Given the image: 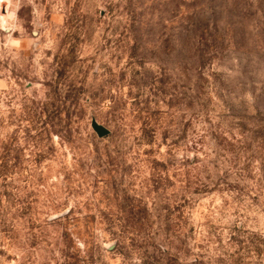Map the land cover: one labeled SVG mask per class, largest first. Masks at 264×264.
<instances>
[{"label":"rangeland","instance_id":"obj_1","mask_svg":"<svg viewBox=\"0 0 264 264\" xmlns=\"http://www.w3.org/2000/svg\"><path fill=\"white\" fill-rule=\"evenodd\" d=\"M0 264H264V0H0Z\"/></svg>","mask_w":264,"mask_h":264},{"label":"water","instance_id":"obj_2","mask_svg":"<svg viewBox=\"0 0 264 264\" xmlns=\"http://www.w3.org/2000/svg\"><path fill=\"white\" fill-rule=\"evenodd\" d=\"M90 127L98 137H104L109 133V129L97 122L95 118H91Z\"/></svg>","mask_w":264,"mask_h":264},{"label":"trees","instance_id":"obj_3","mask_svg":"<svg viewBox=\"0 0 264 264\" xmlns=\"http://www.w3.org/2000/svg\"><path fill=\"white\" fill-rule=\"evenodd\" d=\"M61 122H62V120H59V121L57 122V124H59V123H61ZM144 123H147V125H148V124H150L151 122H150V121H148V122L146 121V122H144Z\"/></svg>","mask_w":264,"mask_h":264}]
</instances>
